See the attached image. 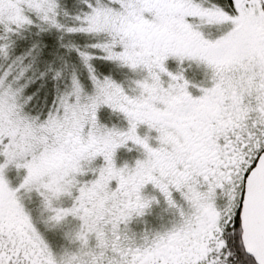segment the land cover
<instances>
[{
	"label": "snow or ice",
	"instance_id": "1",
	"mask_svg": "<svg viewBox=\"0 0 264 264\" xmlns=\"http://www.w3.org/2000/svg\"><path fill=\"white\" fill-rule=\"evenodd\" d=\"M0 264H264V0H0Z\"/></svg>",
	"mask_w": 264,
	"mask_h": 264
},
{
	"label": "rangeland",
	"instance_id": "2",
	"mask_svg": "<svg viewBox=\"0 0 264 264\" xmlns=\"http://www.w3.org/2000/svg\"><path fill=\"white\" fill-rule=\"evenodd\" d=\"M107 111H108L107 109H103V110L101 111V113H100L101 119H102V120H105V122H107V120H106V114H107ZM120 155L123 156V157H125V158H127V157H129V156H131V155H135V153H131V154H129V153H125L124 150H121Z\"/></svg>",
	"mask_w": 264,
	"mask_h": 264
},
{
	"label": "flooded vegetation",
	"instance_id": "3",
	"mask_svg": "<svg viewBox=\"0 0 264 264\" xmlns=\"http://www.w3.org/2000/svg\"><path fill=\"white\" fill-rule=\"evenodd\" d=\"M113 119H115V117H113Z\"/></svg>",
	"mask_w": 264,
	"mask_h": 264
}]
</instances>
